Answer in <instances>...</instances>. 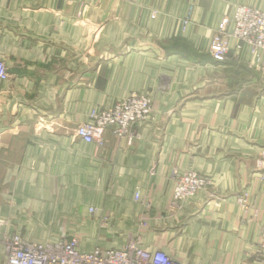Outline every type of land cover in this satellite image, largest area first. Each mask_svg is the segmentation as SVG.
I'll list each match as a JSON object with an SVG mask.
<instances>
[{"label":"crops","instance_id":"crops-1","mask_svg":"<svg viewBox=\"0 0 264 264\" xmlns=\"http://www.w3.org/2000/svg\"><path fill=\"white\" fill-rule=\"evenodd\" d=\"M239 4L264 9V0H0L9 75L0 81V236L75 238L85 252L137 238L182 264H255L261 56L209 52ZM133 92L150 95L152 116L131 145L109 129L101 146L76 136L93 109ZM186 170L212 185L176 208Z\"/></svg>","mask_w":264,"mask_h":264},{"label":"built area","instance_id":"built-area-1","mask_svg":"<svg viewBox=\"0 0 264 264\" xmlns=\"http://www.w3.org/2000/svg\"><path fill=\"white\" fill-rule=\"evenodd\" d=\"M187 20L182 22L184 29ZM231 42H234L233 47ZM233 49L240 52L247 49L261 56L257 68L264 80V9L245 6L234 8L229 21L223 20L209 44V52L216 61H224ZM9 78L5 63L0 60V81ZM152 99L149 94L130 93L106 108L93 109L87 121L76 129V136L86 144L101 146L102 135L109 129L112 135L126 140L131 145L138 138V128L150 121ZM256 165L264 171V150L256 159ZM264 177V174H263ZM212 179L194 170H186L177 177L173 186L172 205L181 208L183 203L197 193L208 189ZM139 193L136 194V199ZM247 194L237 196L239 204L247 202ZM93 210H90L92 212ZM0 220V230L4 226ZM0 264H182L161 250H149L139 239H129L123 248L100 249L89 252L79 248L75 238L61 239L53 243L29 242L19 234L0 236ZM255 264H264V226L255 253Z\"/></svg>","mask_w":264,"mask_h":264},{"label":"rangeland","instance_id":"rangeland-1","mask_svg":"<svg viewBox=\"0 0 264 264\" xmlns=\"http://www.w3.org/2000/svg\"><path fill=\"white\" fill-rule=\"evenodd\" d=\"M237 6H245V7H250V8H255V9H260V10H261V8L252 7V6H248V5H241V4H239V5H237ZM237 6H235V7H237Z\"/></svg>","mask_w":264,"mask_h":264}]
</instances>
